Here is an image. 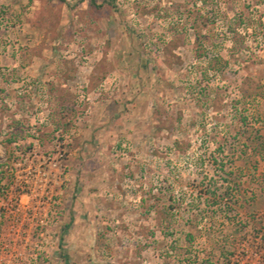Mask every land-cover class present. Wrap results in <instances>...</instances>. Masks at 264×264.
I'll use <instances>...</instances> for the list:
<instances>
[{
    "label": "rangeland",
    "instance_id": "1",
    "mask_svg": "<svg viewBox=\"0 0 264 264\" xmlns=\"http://www.w3.org/2000/svg\"><path fill=\"white\" fill-rule=\"evenodd\" d=\"M205 261L264 264V0H0V264Z\"/></svg>",
    "mask_w": 264,
    "mask_h": 264
},
{
    "label": "trees",
    "instance_id": "2",
    "mask_svg": "<svg viewBox=\"0 0 264 264\" xmlns=\"http://www.w3.org/2000/svg\"><path fill=\"white\" fill-rule=\"evenodd\" d=\"M105 3H106V4H109V5H112V6H113V4H114V3L109 2V1H105ZM188 238L191 240V239L193 238V236H192L191 234H189V235H188ZM204 264H212V263H211L210 261H205Z\"/></svg>",
    "mask_w": 264,
    "mask_h": 264
}]
</instances>
